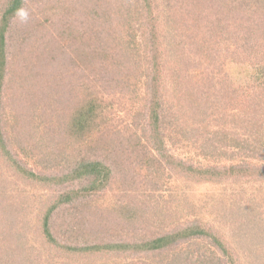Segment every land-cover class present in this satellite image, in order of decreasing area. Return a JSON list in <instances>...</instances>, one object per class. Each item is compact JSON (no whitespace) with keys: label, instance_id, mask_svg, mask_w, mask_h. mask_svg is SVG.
Listing matches in <instances>:
<instances>
[{"label":"trees","instance_id":"obj_1","mask_svg":"<svg viewBox=\"0 0 264 264\" xmlns=\"http://www.w3.org/2000/svg\"><path fill=\"white\" fill-rule=\"evenodd\" d=\"M93 1L33 0L30 11L26 0H6L0 13V171L48 190L32 210L4 197L14 180L0 175V264H15L16 254L20 264L113 256L137 257L132 264H240L242 242L199 218L174 219L144 195L170 190L175 176L264 181V0H181L170 34L157 0ZM21 12L30 27L14 35ZM54 34L69 55L61 44L48 54ZM23 54L25 72L14 71ZM64 58V66L73 63L67 78H48ZM40 72H48L53 113L46 119L34 105L25 117L19 107L5 116L8 87ZM216 117L225 125H212ZM107 189L122 200L97 201ZM262 202L251 201L237 235L248 237L253 264L264 259Z\"/></svg>","mask_w":264,"mask_h":264},{"label":"rangeland","instance_id":"obj_2","mask_svg":"<svg viewBox=\"0 0 264 264\" xmlns=\"http://www.w3.org/2000/svg\"><path fill=\"white\" fill-rule=\"evenodd\" d=\"M31 1V3H30ZM95 3L93 0H90ZM157 0V13L160 15L161 21L164 25V30L167 31V34H170V30L168 28H171L169 26V19L174 16V12L176 9L180 6L182 3L181 0ZM234 0H228V4H232ZM28 2V3H27ZM172 2L173 5H172ZM6 0H0V13L2 9L5 7ZM28 4V5H27ZM113 9L115 8L113 5H110ZM25 9L34 11L37 9L36 5L34 4L33 0H26L25 3ZM193 11L196 13L199 11L196 6L193 7ZM244 10L242 8L236 9V11H239V14H242ZM178 11V10H177ZM176 11V13H177ZM192 13V12H191ZM197 14V13H196ZM236 14V12H235ZM189 13H184L180 16H190ZM238 15V14H236ZM223 17V16H222ZM232 21H226L224 18L221 20L222 26L232 27ZM33 25V23L31 24ZM247 26V24H245ZM30 27V17H27L26 19L20 18L15 22V28L17 33L18 32L28 30ZM49 28L55 29L52 27L51 24H49ZM48 28V29H49ZM47 29V31H48ZM50 30V29H49ZM244 30V29H240ZM46 34L49 35L47 32ZM54 40L51 43V50L48 54H51L54 49L52 47V44H61L63 48L67 51V55H69L70 51L72 49H67L64 47V44L59 39V36L54 34ZM170 36V35H167ZM166 36V37H167ZM33 38V35H31ZM36 37V36H35ZM18 41V40H17ZM58 42V43H57ZM21 45L17 43V46L15 49L17 50V53L19 50H21ZM28 47V46H27ZM24 49V48H22ZM61 50V48L57 49ZM72 55V54H70ZM21 57H17L15 59V62L11 64V67L14 68V71L24 70V63H27L30 60L26 55H20ZM44 56H47L44 55ZM50 56V55H49ZM48 56V57H49ZM47 57V58H48ZM72 57V56H71ZM46 58V57H45ZM45 58L37 59L36 67L37 71H43V63L46 61ZM73 59V58H72ZM27 61V62H25ZM65 62L62 60L58 66L53 68H49V71H56V72H50L48 78H51L52 75H63L65 78H67L68 72L73 70V63L63 65ZM71 67V68H69ZM48 72H43V75L40 72L39 78L33 77V78H25L24 80H18L15 81L11 87H8V93L6 94V103L9 105L7 110L5 111V116H9L11 113L14 112V109L16 107L22 108L23 110H26L24 114H22V117H25L26 113H28V109H30V112L32 111L34 105H38V107L43 106L46 110L44 111V118H48L49 112L53 113L55 102L53 99H51L50 96L46 95V90H48L50 87V83L48 85L47 81H45V76ZM28 75V74H27ZM35 78V79H34ZM49 82V81H48ZM32 90V91H31ZM31 93V94H28ZM36 95V96H35ZM49 95V94H48ZM32 98V103L29 107L28 103L30 102ZM74 103V102H73ZM28 107V109H27ZM48 110V111H47ZM29 112V113H30ZM14 115V113H13ZM12 117V116H11ZM194 121H198L196 119H193ZM216 122L219 125H225V119L216 117L215 121H212V125L216 124L213 123ZM228 132H233L234 128H230V125L228 124ZM218 126L215 128L217 129ZM236 131V130H235ZM242 133V131H241ZM1 180L2 178L5 179V176H8L9 179L14 180V182L8 183L7 190L5 191L4 197L10 198L11 200H18L19 202H22L25 200L32 208V210L36 207L38 204V200L45 197V194L48 193V190L38 188L37 186L24 183L22 181L17 180L7 169L6 167L2 168L0 171ZM171 189L168 191L163 192H152L147 193V196L144 195V197H149L152 199V205L156 206L158 204L161 205V207H164L162 210L165 211L167 209H172L174 212V219L175 217H185V218H199L207 223L213 224L218 226L222 231L225 232V235H228L230 238H233L234 241H240L242 242V246L240 245L237 247L239 249L246 250L244 248V243L248 240L246 236L239 238L237 237L240 232H242V223L240 220L243 218V214L246 213V211L251 207L254 206L257 202H262L264 200V181H222V182H212V181H203V182H193L190 180H186L184 178L180 177H173L171 180ZM172 194H175L174 199L172 198ZM1 195V194H0ZM97 201L99 200L101 202H105L107 205L114 206L115 203L121 201V196L118 193H115L113 190L107 189L105 193H101L100 195L96 196ZM166 200H170V204L172 206H168L169 203L166 202ZM251 201H256V203H251ZM263 203V202H262ZM152 209L154 207H151ZM152 209L150 211L152 212ZM263 212L260 215H264V209ZM27 211V210H26ZM32 217H34L35 214L29 213ZM238 215L239 220L235 218V215ZM221 217H226L228 220L224 222V220L221 219ZM24 224V223H23ZM22 224V225H23ZM241 225V226H240ZM240 232H239V231ZM29 230H27L26 233H28ZM1 232V231H0ZM0 233V244L3 243V236ZM30 235H33V232L30 233ZM26 237H28L26 235ZM247 239V240H246ZM34 244H38L37 239H32ZM3 245V244H2ZM7 243L5 244V246ZM236 246V245H235ZM7 247V246H6ZM264 247V246H263ZM264 249V248H263ZM239 252V256L241 257L239 263L240 264H253V261H251L247 256H249L252 251H247L245 253ZM264 254V252L262 253ZM252 255V254H251ZM255 256L252 255V260H255ZM58 257L57 259H52L51 257H46V263L45 264H132L135 261L138 260L137 257H108V258H97V259H91L90 257L85 259H78L76 257H63L62 260ZM146 258V257H143ZM64 260V261H63ZM146 261L151 262L150 258H147ZM15 264H20L21 261L18 259V254H16ZM20 262V263H19ZM229 264V263H228ZM258 264H264V259L259 261Z\"/></svg>","mask_w":264,"mask_h":264},{"label":"clouds","instance_id":"obj_3","mask_svg":"<svg viewBox=\"0 0 264 264\" xmlns=\"http://www.w3.org/2000/svg\"><path fill=\"white\" fill-rule=\"evenodd\" d=\"M20 15H21V17H22L23 19H26V18H27V13L21 12Z\"/></svg>","mask_w":264,"mask_h":264}]
</instances>
